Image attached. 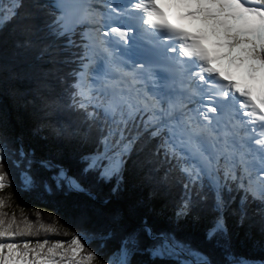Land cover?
Masks as SVG:
<instances>
[{
	"label": "snow or ice",
	"instance_id": "obj_1",
	"mask_svg": "<svg viewBox=\"0 0 264 264\" xmlns=\"http://www.w3.org/2000/svg\"><path fill=\"white\" fill-rule=\"evenodd\" d=\"M13 21L0 72L31 85L33 134L80 152L70 173L0 127V191L95 200L94 184H131L151 201L182 184L176 221L199 220L209 192L214 215L197 247L147 217L129 228L118 209L100 223L84 207L75 232L49 239L59 229L9 216L0 196V264H264L236 257L225 218L242 224L256 204L264 231V0H5L0 27Z\"/></svg>",
	"mask_w": 264,
	"mask_h": 264
},
{
	"label": "trees",
	"instance_id": "obj_2",
	"mask_svg": "<svg viewBox=\"0 0 264 264\" xmlns=\"http://www.w3.org/2000/svg\"><path fill=\"white\" fill-rule=\"evenodd\" d=\"M5 0H2L4 3ZM16 38L14 21L0 27V63L10 56L13 40ZM6 73L0 72V127L10 136L22 135L26 145L32 146L38 156L51 157L63 163L69 172H76L79 164V147L64 141L55 140L46 136L47 132L33 134L38 119L32 105L27 103L31 93L25 94L31 85L23 79L7 82ZM14 90L10 94L8 89ZM47 177L50 173L42 172ZM10 179H14L10 177ZM96 199L91 200L85 194H61L55 199L32 191H17L9 186L0 191L7 202L3 209L9 216L15 215L17 220L22 216L36 221L37 213L41 214V222L52 225L59 229L58 235L48 234L49 239L67 238L62 234L67 230L69 233L76 229L71 226L69 220L75 214V209L84 207L90 215L100 223H104L107 214L113 210H119L125 224L129 227H138L147 217L148 222L157 231H174L177 238L191 241L193 247L202 246L205 229L210 225L213 218L212 194L209 192L202 209L199 211L200 219L193 221L187 218L176 221L173 214V204L184 192L182 184H175L166 197H156L151 201L146 199L147 189H139L131 184L119 195L110 192V186L106 184H94L92 188ZM105 201H107L105 203ZM57 204L61 210H57ZM236 207L235 204L232 205ZM258 205L253 204L248 210V218L241 224L238 217L231 214V210L225 213L227 238L232 246L234 254L241 260L250 258H264V231H262L261 217L255 212ZM45 233H39L40 238H45ZM34 239V238H33ZM90 248L95 250L96 242L93 241ZM112 245L101 249L105 253L111 251ZM137 259L148 260L147 256ZM150 264H176L175 261L156 260Z\"/></svg>",
	"mask_w": 264,
	"mask_h": 264
},
{
	"label": "rangeland",
	"instance_id": "obj_3",
	"mask_svg": "<svg viewBox=\"0 0 264 264\" xmlns=\"http://www.w3.org/2000/svg\"><path fill=\"white\" fill-rule=\"evenodd\" d=\"M0 3H2V0H0Z\"/></svg>",
	"mask_w": 264,
	"mask_h": 264
}]
</instances>
